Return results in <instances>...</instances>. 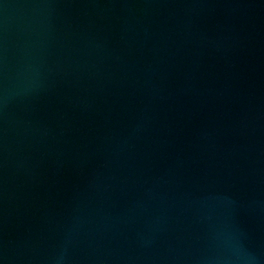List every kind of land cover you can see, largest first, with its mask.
I'll list each match as a JSON object with an SVG mask.
<instances>
[{
	"label": "water",
	"instance_id": "95a60500",
	"mask_svg": "<svg viewBox=\"0 0 264 264\" xmlns=\"http://www.w3.org/2000/svg\"><path fill=\"white\" fill-rule=\"evenodd\" d=\"M0 264H264V0H0Z\"/></svg>",
	"mask_w": 264,
	"mask_h": 264
}]
</instances>
